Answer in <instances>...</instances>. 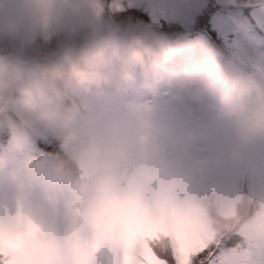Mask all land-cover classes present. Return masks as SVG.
Returning <instances> with one entry per match:
<instances>
[{
  "label": "clouds",
  "instance_id": "obj_1",
  "mask_svg": "<svg viewBox=\"0 0 264 264\" xmlns=\"http://www.w3.org/2000/svg\"><path fill=\"white\" fill-rule=\"evenodd\" d=\"M136 2L0 0V239L19 236L32 264H99L105 250L114 264L125 228L163 257L187 220L217 262L264 264V55L237 49L226 65L156 19H116ZM162 79L165 104L128 99Z\"/></svg>",
  "mask_w": 264,
  "mask_h": 264
},
{
  "label": "rangeland",
  "instance_id": "obj_2",
  "mask_svg": "<svg viewBox=\"0 0 264 264\" xmlns=\"http://www.w3.org/2000/svg\"><path fill=\"white\" fill-rule=\"evenodd\" d=\"M217 1L220 3H226L225 0ZM241 1L243 0H237V3ZM206 5L207 0H137L135 4L128 6L126 10L134 9L140 11L141 6L148 12V14H150L151 21H153V19H156L158 23H160L161 19H164L167 22H170L169 20H174L181 22L184 27L189 28L190 24H194L193 20L197 14L202 13L203 11H205L206 13L208 11ZM226 5L233 6V4L227 3ZM258 7L259 10L256 12L254 11V15L261 32L251 27V24L244 20L242 13L239 11L228 10L227 12H221L214 16L213 25L215 26V28L213 27L211 28V30L217 29L219 32V35L222 40L221 42H218L217 45L225 46L227 54V64L233 60V53L237 49H243L254 57L264 55V0L260 3ZM126 13L129 14V11ZM117 17L116 19L120 21H128L129 18H132H124L122 16L118 18ZM135 20L132 19V22H135ZM200 26L203 25L201 24ZM196 30L197 32L195 33V36H192V34L189 33L191 30L185 32V34L189 39L194 42L197 50H207L211 47L209 45V33L207 29ZM180 33L181 31L177 32V34ZM164 80L166 79H162L159 84L152 82L151 86H145L144 81L141 80L137 87L129 93L128 99H133L141 102L155 101L160 104H165L169 100L170 95L165 96L163 93ZM139 88L142 93L137 99H134V95H132V93L133 91H136ZM108 111L109 106L107 104L103 105L96 112L97 118L105 119ZM187 123H190V119L186 113L178 117L177 126H182ZM245 181L249 186L251 180L246 177L242 178V184ZM59 223L61 227H63V221L61 220L59 221ZM238 241L232 246L225 245V247L227 249H231L238 243ZM222 251H224L223 248L219 249L218 254ZM109 256L110 253L107 250L102 251L98 256L99 264H106L107 260L109 259ZM115 258L116 257L113 256V259Z\"/></svg>",
  "mask_w": 264,
  "mask_h": 264
},
{
  "label": "snow or ice",
  "instance_id": "obj_3",
  "mask_svg": "<svg viewBox=\"0 0 264 264\" xmlns=\"http://www.w3.org/2000/svg\"><path fill=\"white\" fill-rule=\"evenodd\" d=\"M170 235L175 241L174 254L161 257L149 245L148 233L143 228H125L119 236L123 248L122 259L115 260L114 264H197L198 260H204L206 264H234L226 256L217 262L215 253L209 251L210 237L192 222H179ZM109 238H112L111 234L102 230L98 242ZM0 264H32L19 236L0 239Z\"/></svg>",
  "mask_w": 264,
  "mask_h": 264
}]
</instances>
